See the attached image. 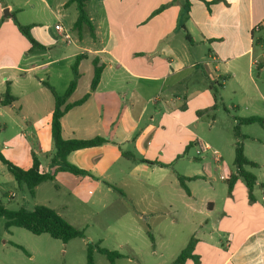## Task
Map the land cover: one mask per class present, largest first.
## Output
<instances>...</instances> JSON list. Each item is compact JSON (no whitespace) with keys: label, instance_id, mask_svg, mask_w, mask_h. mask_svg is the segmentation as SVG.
Wrapping results in <instances>:
<instances>
[{"label":"crops","instance_id":"1","mask_svg":"<svg viewBox=\"0 0 264 264\" xmlns=\"http://www.w3.org/2000/svg\"><path fill=\"white\" fill-rule=\"evenodd\" d=\"M32 1L0 0V99L8 88L16 99L0 102L5 157L29 170L35 154L41 172L53 173L28 138L39 142L41 152L55 148V98L44 83L64 95L75 79L73 64L84 56L71 98L79 100L91 89L93 59L99 58L104 69L98 88L62 119L64 140H106L68 156L89 173L68 180L71 194L80 198L92 186L108 194L119 190L132 203L135 221L186 223L199 263L184 264H264V125H240L245 156L258 165L247 168L257 180L251 195L240 178L228 193V180L237 173L238 118H264V0H87L94 36L74 28L79 15L64 25L68 11L77 8L70 0H34L40 7L54 4L61 19L54 28L28 22L24 12ZM8 8L12 16L4 14ZM17 23L33 26V38L46 49H32ZM61 62L73 78L61 76ZM202 145L210 149L198 155ZM209 152L218 177L208 164L196 163ZM178 175L189 179V193Z\"/></svg>","mask_w":264,"mask_h":264},{"label":"rangeland","instance_id":"2","mask_svg":"<svg viewBox=\"0 0 264 264\" xmlns=\"http://www.w3.org/2000/svg\"><path fill=\"white\" fill-rule=\"evenodd\" d=\"M50 6L40 7L37 1L33 0L26 8L24 18L28 22H41L43 26L54 28L61 19L56 18L54 4L51 3ZM33 7L36 11L32 10ZM38 10L40 13L37 12ZM77 15H79L78 8L74 5L72 10L68 11V17L62 19V22L65 26H69L72 20H76ZM86 29L87 26L84 27V30ZM66 65V62H61L59 65L61 76L65 79L67 74H70L73 78L71 69L69 70ZM63 78L53 80L58 86L63 84ZM12 133L14 131L10 130L9 134ZM28 138L33 143V149L38 150L42 164L52 166L56 148L52 152H41L39 142L32 135ZM191 154H194L193 150ZM196 163L208 164L216 175L217 164L211 152L203 155L201 160L197 159ZM51 172H54L53 168ZM74 176L67 173L61 176L58 182L48 181L40 187L36 196L32 197L26 186L19 185L7 167L0 162V201L6 208L10 210L24 208L32 211L39 205L48 206L55 209L72 226L83 230L86 235L83 239L63 243L48 234L34 235L18 227L6 229V220L2 218L0 219V264H87L90 244H99L101 248L116 251L124 256L112 263L105 255L95 250L94 264H171L192 239L189 228L184 222H179L175 226L171 224V218L166 220L165 217L155 221L144 220L143 217L142 219L136 217V221L131 219L134 208L132 203L122 200L117 193L108 194L105 190L95 189L92 186L86 189L80 198L74 197L67 185L69 179L75 181ZM88 190H92L93 193L89 194ZM217 193L220 191L217 190ZM217 202L221 203V199ZM218 215L216 214L215 217ZM135 224L139 226L138 229ZM150 234L154 236V243L150 239ZM227 239L226 236L221 237L220 240L226 242ZM17 244L23 249L16 247Z\"/></svg>","mask_w":264,"mask_h":264},{"label":"trees","instance_id":"3","mask_svg":"<svg viewBox=\"0 0 264 264\" xmlns=\"http://www.w3.org/2000/svg\"><path fill=\"white\" fill-rule=\"evenodd\" d=\"M70 3H75L78 8L79 17L77 22L74 25V28L80 33L85 26L90 29L92 35L94 36V27L90 21L88 12H87V0H70ZM19 31L22 35L26 36L29 39L32 49L45 50L46 48L39 44L32 36L31 31L33 26H23L17 23ZM187 40L191 41V36L187 33ZM84 56H79L76 59L75 64H73V71L75 72V79L71 82L68 90L64 95H58L54 88L50 86L48 83H44V85L50 89L54 98H55V108L52 116V137L56 153L54 158L52 159V166L55 168L53 173L41 172L40 167L41 164L37 159L36 155L33 154V166L29 170H24L10 160H8L5 155L0 151V161L3 163L10 174L13 176L16 182L19 185H25L28 189L30 195L32 197L36 196L37 188L48 181H55L56 174L59 172H66L73 174L75 176L81 177L89 175L88 172L79 169L78 167L70 164L68 162V156L75 151L91 148V147H99L103 145L106 140L102 138H92L87 140H64L62 136V119L64 116L72 109L79 107L86 103L90 98L91 94L98 88L99 83L101 81V77L103 74L104 64L101 62L99 58L93 59V69L94 75L92 79L91 89L89 92L84 95L81 99L76 101H71L72 95L74 94L77 87V79H78V65ZM16 99L11 95L10 88L7 89L3 98L0 99L1 104L3 105H11L15 102ZM208 110L201 112L203 115L207 113ZM260 124L264 125V118L260 117H250L246 119L238 118V126L235 127V136L237 141L235 143V167L236 174H233L229 180V190L228 193L231 195L232 191H234L235 184L237 180L243 179L249 188V192L251 195V191H253L256 185V177L251 172L247 171L248 167H256L258 166L256 163L250 161L244 153L243 142L246 139L245 136L241 135L240 125H253ZM125 157L129 159H134L132 155L127 153L124 154ZM148 165H162L157 162L144 161ZM178 179L184 188V190L189 193V188L186 184V181L189 180L185 177L178 175ZM117 190V188H114ZM117 192L122 196L126 197L123 192L117 190ZM4 218L6 220V229H10L12 227L23 228L34 235H43L48 234L53 239L60 240L63 243H69L75 239H83L86 235L83 230H79L72 226L68 221H66L56 210L51 209L47 206H36L34 210L27 211L22 208L19 210H10L6 208L3 203L0 201V219ZM150 239L154 243V236L150 234ZM195 239H191L190 243H188L187 247L181 252L178 258L171 264H184L188 260H195L199 263V258L195 256ZM16 247L23 249L18 244ZM97 250L99 253L105 255L110 262L114 263V261L123 258L124 256L116 251H110L105 248H101L99 244L97 245H89L88 248V261L87 264H94L93 253Z\"/></svg>","mask_w":264,"mask_h":264},{"label":"built area","instance_id":"4","mask_svg":"<svg viewBox=\"0 0 264 264\" xmlns=\"http://www.w3.org/2000/svg\"><path fill=\"white\" fill-rule=\"evenodd\" d=\"M56 30L61 32L67 38V40H71V37L67 34V31L64 29L62 25H57ZM209 149L210 147L208 145H202L197 154L201 155L202 153L206 152Z\"/></svg>","mask_w":264,"mask_h":264},{"label":"water","instance_id":"5","mask_svg":"<svg viewBox=\"0 0 264 264\" xmlns=\"http://www.w3.org/2000/svg\"><path fill=\"white\" fill-rule=\"evenodd\" d=\"M4 14H5L6 16H12V14L10 13V9H9V8L6 9V11L4 12Z\"/></svg>","mask_w":264,"mask_h":264}]
</instances>
